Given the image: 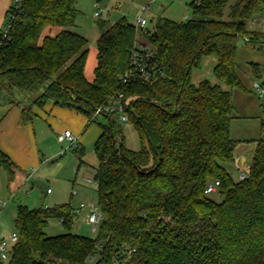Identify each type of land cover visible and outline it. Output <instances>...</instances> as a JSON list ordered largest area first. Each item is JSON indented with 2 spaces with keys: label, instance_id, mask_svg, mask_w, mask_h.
<instances>
[{
  "label": "trees",
  "instance_id": "16d2710c",
  "mask_svg": "<svg viewBox=\"0 0 264 264\" xmlns=\"http://www.w3.org/2000/svg\"><path fill=\"white\" fill-rule=\"evenodd\" d=\"M77 1L15 0L8 11L10 37L0 46V92L32 96L22 109L23 123L52 102L83 114L87 128L97 120L96 109L123 94L140 149L126 147L117 114L102 115L107 123L100 124L94 144L104 217L97 238L72 233L76 210L69 204L20 206L19 240L9 264H88L95 256V264H264V140L255 141L245 180L235 181L228 169L238 145L230 132L233 91L246 92L237 72V42L262 43L264 51V36L247 30L264 13V0H235L227 20L231 0H196L191 20L164 19L152 32L124 19L100 21L93 82L85 76L89 42L71 31ZM51 28L60 31L45 35ZM139 45L161 73L148 83L123 84ZM208 57L216 59L218 84H194L193 69ZM253 73L260 77L258 65ZM74 155L79 169L85 166L82 146ZM0 166L12 174L13 163L1 149ZM216 182L218 202L206 193ZM51 219L67 233L48 237Z\"/></svg>",
  "mask_w": 264,
  "mask_h": 264
},
{
  "label": "rangeland",
  "instance_id": "374dc122",
  "mask_svg": "<svg viewBox=\"0 0 264 264\" xmlns=\"http://www.w3.org/2000/svg\"><path fill=\"white\" fill-rule=\"evenodd\" d=\"M196 0H78L75 8L78 12L75 27L71 31L85 37L89 44L87 47V61L85 76L89 82H93L94 70L97 65V40L101 31L97 27L100 21H108L110 24L122 19L136 26L138 18L147 21L144 31H154L156 25L164 20L175 22H186L193 18L192 4ZM235 3L231 0L224 13V19H228L229 9ZM100 13V17L95 16ZM9 22L7 15L6 23L2 29L4 31ZM248 32L264 36V13L255 15L247 24ZM60 30L51 28L45 35H56ZM264 41V39L259 42ZM262 43L247 42L240 38L237 42L236 62L238 75L246 92L240 90L233 91V105L235 108L234 119L231 122V137L238 141L236 149L237 159H245L250 166L252 155L255 150L256 140H264L261 132V120L264 118V96L259 97L254 85L264 84V51L260 49ZM215 59L204 58L200 68L193 69L192 81L201 75L204 80L213 84H218L214 76ZM253 65L260 68V77L253 73ZM12 97L19 102L16 107H23L31 102L32 96L13 91ZM14 104H8V113L2 114L3 107L0 106V128L3 124L6 130V139L10 141L16 155L15 166L10 174L4 167L0 166V242H9L12 234L16 233L15 219L20 206L28 209L52 208L62 204H69L74 210L83 204L86 207L76 215L73 225V234L95 239L98 236L99 227L95 225L97 231H93L88 215L91 210H95L101 215V222L104 217L99 208L98 186L94 182V168L98 165V159L94 151V144L100 135V124L104 125L107 120L103 116H98L97 120L87 128L85 116L72 108L58 107L37 109L38 113L32 118L31 123L20 125L13 130V123L10 122V115L16 108ZM53 107V104L51 105ZM5 120V117L7 116ZM71 115L77 118H71ZM82 121V127L78 133L80 142L71 146L69 143H60L58 136L62 135L66 129L76 125L75 119ZM6 121V122H5ZM84 121V123H83ZM125 136L126 147L132 151L140 149L138 134L129 122L121 124ZM27 128L26 130H22ZM2 129V128H1ZM29 136L31 142L29 141ZM85 149L86 166L79 169V162L74 155V149L78 146ZM34 151L30 152V148ZM36 157V167L29 165L25 168L26 160H33ZM229 166V165H228ZM232 178L239 181L240 175L244 172L239 164L236 169L234 165L228 167ZM36 170V171H34ZM92 179L88 182L87 179ZM50 190L51 193L47 194ZM210 197L215 201H220V195L216 190ZM93 206V207H92ZM67 231L58 219H51L46 229L48 237H55L66 234ZM98 256L91 258L88 264H95ZM2 264H9L10 257L2 260Z\"/></svg>",
  "mask_w": 264,
  "mask_h": 264
},
{
  "label": "built area",
  "instance_id": "2783aa9c",
  "mask_svg": "<svg viewBox=\"0 0 264 264\" xmlns=\"http://www.w3.org/2000/svg\"><path fill=\"white\" fill-rule=\"evenodd\" d=\"M95 16L99 18L100 13H96ZM146 25H147V21L145 19L138 18L136 22V27L138 30L144 31ZM10 30H11V24L10 22H8L6 29L0 32V46H2L3 43H5L6 40L9 39ZM138 48L139 49L133 53L131 69L122 78L123 84H128L131 82L148 83L153 79H155L157 74L161 73L160 70H157L154 66L150 65L151 53L147 51L146 47L144 45H139ZM254 88L259 97L264 96V84L261 85L256 83L254 85ZM105 114H117L118 119L121 123L128 122V116L126 114V107L124 103L123 94H120L115 100H113L108 105L96 109L95 111L96 117ZM58 140L60 143L68 142L70 145H74V143L77 141L74 135L70 131H65L62 135L58 136ZM247 176L248 173L243 172L240 175L239 180H245ZM87 180L88 182L92 181V179L89 178ZM218 186H219L218 182L210 185L206 193L207 194L214 193L217 190ZM49 192L50 191H48V193ZM85 207L86 206L82 204L80 208L76 210V215L79 214L81 210ZM101 219H102L101 215H98L95 212V210H91V213L88 215L87 222L90 225H93L94 232L97 231V227L95 225L100 224ZM18 240H19V235L17 233H14L11 235L9 242H0V261L7 260L10 257L12 247L18 242ZM114 263L117 264V262Z\"/></svg>",
  "mask_w": 264,
  "mask_h": 264
},
{
  "label": "crops",
  "instance_id": "0c3cea01",
  "mask_svg": "<svg viewBox=\"0 0 264 264\" xmlns=\"http://www.w3.org/2000/svg\"><path fill=\"white\" fill-rule=\"evenodd\" d=\"M14 1L15 0H0V32L2 31V29H3V27H4L5 23H6L8 11H9L10 7L13 5ZM215 64H216V59H215L214 66H215ZM203 80H204V78H202V76L199 75V76L196 77V80H193V83L194 84H199ZM52 104H53L52 102H49L43 109H46L47 110V107H50L53 110V108H56V107H54V104H53V107H51ZM13 106H14L13 108H16V109H15V111H13V114L10 115L9 118H10V122L13 123V125H14L13 126V130L19 132V131H21L20 129H17V127L19 126V124L25 126V125L31 123L32 120L29 121V122L23 123L21 121V112H22V110L20 109V107H16L17 105H15V104ZM9 108H12V107H7V106L6 107H3L2 108V110H3L2 114L10 112L11 110L9 111ZM35 113L37 115V113H38V110L37 109H35ZM7 117H8V114L5 117V120H6ZM71 118H77V117L71 115ZM75 121H77V124L76 125L74 124V125L71 126V128L65 130V131H70L74 135V137L76 138L77 141L74 143V145L76 143L80 142V138L78 136V133H79L81 127H82V121L79 118L78 119H75ZM85 121H86V124H87L86 117H85ZM83 123H84V121H83ZM3 124L1 125V128L2 129L0 128V149L9 157V159L13 163V166H12V169H13L14 166H15L14 164H15L16 155H15V152H14V154H12V152H11V151H13V150H11L12 149L11 148L12 145H11L10 141H8L6 139V130L8 128L4 127V129H3ZM22 130H26L27 132H29V130L27 128H24ZM100 134H101V130H100ZM99 136H98V138H99ZM29 141L31 142L30 136H29ZM63 143H68V142H63ZM74 145H71V146H74ZM78 146H80V145L78 144ZM33 151H34V149L31 147L30 148V152H33ZM254 152H255V150H254ZM236 155L237 154L235 152L236 162H235L234 167L237 169L238 166H239V164H240L243 167L244 172L245 173H249L250 172L251 164H250V166L247 165L245 159H241V160L240 159H237ZM253 156H254V153L252 155V160H253ZM84 159H85V157H84ZM36 162H37L36 161V157H33V160H31V161L30 160H26V162H25V165H26L25 168H28L29 165L32 166V167L33 166L36 167V165H35V164H37ZM84 162H85V160H84ZM251 163H252V161H251ZM85 166H86V162H85ZM34 171H36V170H34ZM12 173H13V171H12ZM48 191H50V190H48ZM48 191H47V194H50L51 191L49 193H48Z\"/></svg>",
  "mask_w": 264,
  "mask_h": 264
},
{
  "label": "water",
  "instance_id": "95a60500",
  "mask_svg": "<svg viewBox=\"0 0 264 264\" xmlns=\"http://www.w3.org/2000/svg\"><path fill=\"white\" fill-rule=\"evenodd\" d=\"M13 91L6 92L1 91L0 92V106H6L8 104H13L14 100L12 99ZM0 264H2L0 262Z\"/></svg>",
  "mask_w": 264,
  "mask_h": 264
}]
</instances>
